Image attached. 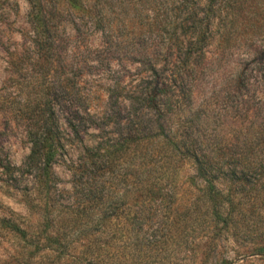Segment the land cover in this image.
Instances as JSON below:
<instances>
[{"label": "rangeland", "instance_id": "obj_1", "mask_svg": "<svg viewBox=\"0 0 264 264\" xmlns=\"http://www.w3.org/2000/svg\"><path fill=\"white\" fill-rule=\"evenodd\" d=\"M84 2L72 8L55 0V46L53 62L47 64L37 61L25 0H0V217L14 220L27 233L21 239L0 228V264H264L258 255L264 249V195L252 191L249 202L240 199L234 223L220 230L204 215L201 184L194 179L190 184L193 173L186 163L148 160L150 169L166 172L149 176L160 178L157 188L167 195L161 207L156 197H140L139 151L106 152L123 143L132 128L116 121H134L139 112L140 105L129 103L141 85L142 67L134 52L165 50L172 43L177 18L170 0H100L120 39L117 54L90 27V6ZM242 5L224 50L218 45L219 31L212 29L204 64L195 65L198 94L170 120L190 146L210 154L216 164L213 175L220 179L217 187L224 191L229 168L264 167V141L253 140L252 133L256 102L242 101L232 84L234 68L245 64L248 52L264 50V0ZM211 20L213 27L219 24ZM176 32L183 36L182 30ZM116 104L124 110L119 113ZM75 113L80 117L76 130ZM86 114L104 118L98 129L89 127ZM39 126L57 128L62 148L52 168L51 190L42 200L35 190L38 163H26L28 133ZM97 144L99 150L91 148ZM147 154L153 155L152 148ZM245 180V190L257 180L255 186L264 185V176ZM95 191L99 204L87 205V194ZM45 202L59 220L52 233L70 243L60 256L57 250L34 249L37 242L45 244L38 220Z\"/></svg>", "mask_w": 264, "mask_h": 264}, {"label": "trees", "instance_id": "obj_2", "mask_svg": "<svg viewBox=\"0 0 264 264\" xmlns=\"http://www.w3.org/2000/svg\"><path fill=\"white\" fill-rule=\"evenodd\" d=\"M65 1L72 8H81L85 5L84 0ZM25 2L29 9L28 31L34 38L32 44L39 53L37 61L42 60L50 64L53 62L50 51L55 46L52 35L57 29V23L53 20L55 0H25ZM170 2L171 13L177 18L175 21L173 20V28L182 30L183 36L177 35V30H174L170 38L172 43L165 50L158 47L153 50L134 52L138 56V67H142L141 85L134 88L133 97L129 103L140 105L139 112L133 117L134 121L128 122L123 119L116 121L118 126L125 128L131 123L132 128L128 130V136L123 137V143L119 142V144L109 146L106 152L115 154L139 151L137 169L139 171L140 197H149L150 199L156 197L161 207L164 206L167 195L161 193L160 188H157L160 178L156 177L155 179L149 176L153 171L160 176L165 175L166 172L160 167L150 169L149 164L152 163L148 160L154 159L156 163L163 158L176 162L183 161L193 173L190 184H193V179L201 184L198 192L204 215L210 219L214 226L220 224V230H227L234 223V215L238 206L241 205L240 199L249 202L252 199L249 193L252 191L255 194L264 195V185L255 186L258 180L257 183L252 184L249 190H245L244 186V183H247L245 178L264 176L263 165H236L234 168H229L223 175L228 186L225 191L221 190L217 187L220 179L213 175L212 166L216 164L213 163L210 154L190 146L186 142L185 136L181 135L182 132H177L170 126V120L182 113L184 102H192L196 98L195 95L198 94L194 84L197 75L195 65L197 62L202 63L201 65L204 64L205 49L208 41L212 38V29L219 31L218 45L224 50L236 28L234 23L239 10L242 9V4L246 0H170ZM90 3L87 0V8L90 6L87 11L90 27L94 31L100 32L103 35V43L109 46L107 49L115 48L113 51L117 54L119 50L116 49V46L120 39L117 36L116 27L111 22L109 8H105L107 4H103L100 0ZM211 19L218 20L219 24L217 23L213 27ZM103 52L104 48L97 50V54ZM247 55L245 64L234 68L232 84L235 93L242 101H244L243 99L255 100L252 127L254 129L255 124L257 126L252 131L253 140L264 141V50H252ZM108 61L117 60L110 57ZM116 105L119 113L122 109L124 110L122 105ZM86 117L90 119L89 127L96 129L104 119L98 115L86 114ZM79 118L75 113L72 120L74 130L78 127ZM41 122L45 124L43 119ZM155 131H159V133H155ZM153 132L155 136H151ZM28 139L30 149L26 163H38L35 176L36 195L42 197L41 200L46 199L53 181L52 168L62 150L57 128L52 130L39 126L35 128L34 132L28 133ZM91 148L99 150L100 146L97 144V147ZM150 148H152L154 156L147 154ZM99 196V191L89 192L87 205H98ZM57 217L48 213L47 202L41 206L38 220L44 232L45 244L39 246L40 242H37L34 248L36 251L46 249L54 252L57 250L60 256L63 251L69 249L70 243L66 242L64 237L54 236L52 233L54 224L59 221ZM0 228L16 234L21 239L27 238V233L12 219L0 217ZM258 253L264 257L263 248H260ZM222 264L238 263L224 260Z\"/></svg>", "mask_w": 264, "mask_h": 264}]
</instances>
